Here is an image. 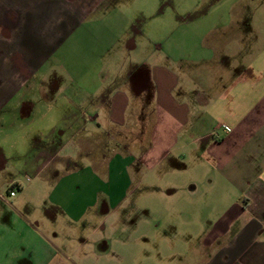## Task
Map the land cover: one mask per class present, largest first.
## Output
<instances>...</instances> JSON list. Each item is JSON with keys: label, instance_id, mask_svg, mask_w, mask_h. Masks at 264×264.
<instances>
[{"label": "crops", "instance_id": "obj_1", "mask_svg": "<svg viewBox=\"0 0 264 264\" xmlns=\"http://www.w3.org/2000/svg\"><path fill=\"white\" fill-rule=\"evenodd\" d=\"M96 1L0 0V264H264V22Z\"/></svg>", "mask_w": 264, "mask_h": 264}, {"label": "rangeland", "instance_id": "obj_2", "mask_svg": "<svg viewBox=\"0 0 264 264\" xmlns=\"http://www.w3.org/2000/svg\"><path fill=\"white\" fill-rule=\"evenodd\" d=\"M100 2H102V0H97L94 4H99ZM144 2L145 5H148L147 11L145 7V13L140 11L142 8L140 0H119V4H117L116 1L115 5L118 6L117 8L120 14L127 13L125 14L127 15L125 17L129 18L130 20L132 19L131 21L138 25H141L142 22L145 21L143 19L147 18L151 20L152 27L158 26V24L156 23H158L160 20H164L166 23H173L174 26L179 27L181 24L182 26L185 24L183 22L202 19V22H204L202 28H199V30L197 29V31H195L198 34H202L203 32H205V29L208 27V25L212 23V21L215 19V15L209 14L207 16V11L209 10V8L221 3L229 6L232 0H144ZM240 3L241 5L246 6V21L264 22V0H242L240 2L238 1V5H240ZM169 28V25H167L166 29H153L155 32V34L153 35L155 37H159L164 32V30L168 31ZM182 29L184 32L187 30L185 28ZM159 30L161 31V33H159ZM254 32L255 29L253 30V33ZM183 36L184 38L189 37L187 33ZM247 39H249L248 35ZM247 52L249 51L247 50ZM151 197H153V195H151ZM149 202L150 204L144 205L146 208L148 206V211L146 213H148L147 216L150 217L149 225L146 227L151 228L157 226L156 219L158 217L157 213H159V204L157 200ZM138 209L139 207L136 205L135 211H138ZM123 214H126L125 208L123 209Z\"/></svg>", "mask_w": 264, "mask_h": 264}, {"label": "built area", "instance_id": "obj_3", "mask_svg": "<svg viewBox=\"0 0 264 264\" xmlns=\"http://www.w3.org/2000/svg\"><path fill=\"white\" fill-rule=\"evenodd\" d=\"M11 195H15V192H14V191H12V192H11Z\"/></svg>", "mask_w": 264, "mask_h": 264}]
</instances>
